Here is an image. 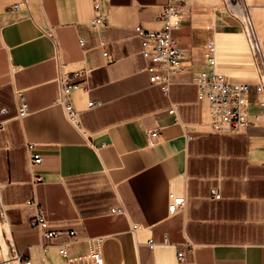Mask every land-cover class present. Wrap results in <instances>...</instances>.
<instances>
[{
  "label": "crops",
  "instance_id": "obj_1",
  "mask_svg": "<svg viewBox=\"0 0 264 264\" xmlns=\"http://www.w3.org/2000/svg\"><path fill=\"white\" fill-rule=\"evenodd\" d=\"M17 1L0 0V224L9 252L32 264H91L77 256L88 251L86 238L102 236L105 264H264L263 119L238 133L212 132L194 83L212 36L219 72L256 79L245 37L220 0H176L183 8L175 36L186 57L167 93L149 82L134 27L159 29L169 0H105L100 34L86 24L92 0H27L11 10ZM60 73L83 87L72 93L80 126L57 102ZM19 90L29 106L23 117ZM250 97L253 120L262 107ZM89 100L101 103L88 107ZM152 129L158 136L149 145ZM170 192L186 197L173 214ZM28 198L54 228L75 230L67 256L57 251L65 235L42 238L30 223L36 206ZM116 206L124 212H111Z\"/></svg>",
  "mask_w": 264,
  "mask_h": 264
},
{
  "label": "built area",
  "instance_id": "obj_2",
  "mask_svg": "<svg viewBox=\"0 0 264 264\" xmlns=\"http://www.w3.org/2000/svg\"><path fill=\"white\" fill-rule=\"evenodd\" d=\"M21 2L17 1L9 5L11 10H16ZM105 0H92L93 15L87 21V26L98 34L105 31L108 26L107 16L104 9ZM183 4L176 0L166 2L159 14L161 27L151 30L145 29L141 25L134 27V31L138 35L141 44V56L145 61V71L148 74V80L151 84L161 87L163 92L167 93L172 77L181 70L182 62L186 57V49L181 45L175 36V31L181 26ZM221 10L226 15L232 17L241 27L245 35L248 49L254 61L256 68V79L254 82L230 81L226 75L219 72L216 68V42L214 37H210L203 47V58L206 68L199 71L194 77L196 85L197 99L206 103L207 107V124L212 132L219 134L238 133L253 121L263 119L264 123V53L260 39L255 31L249 5L246 0H222ZM238 26V25H237ZM84 38H79V43L84 44ZM102 55L107 61L111 60L108 53L107 41L103 36L99 37L98 42ZM83 71L76 70L74 77L82 76ZM59 83V95L57 102L60 103L64 110V115L69 122L76 126H80L79 109L72 102V93L76 89H82L80 81H74L67 73H60L57 76ZM256 96V104L262 107L260 114L254 116L252 120L248 113V104L251 99L250 93ZM16 109L17 116L23 117L28 114L29 106L25 98L23 90L16 92ZM101 102L95 100L87 101L88 107L99 105ZM175 105L171 106L169 112H173ZM158 136L157 129L148 132V144L154 145ZM33 143H28L27 148L31 149ZM32 163L41 161L40 153H31ZM212 196L219 198L220 194L216 190H211ZM170 201L167 206L169 214H173L181 210L186 203V197L169 193ZM26 204L36 206V212L30 220V223L36 227L42 238L51 239L59 235H65L66 238L58 244L57 251L62 256H67V246L76 239L74 229L62 231L52 226L48 219L44 216L41 207H38L35 200L28 198ZM111 212L123 213L122 206L111 208ZM137 224L131 225V230H136ZM88 251L86 254L79 255L77 258H88L91 264H105L102 254V236H94L86 238ZM147 244L153 248L155 242L149 238ZM179 257H183V252L177 253ZM1 256V251H0ZM11 264H32L29 257H24L16 251L9 252ZM2 259V256H1ZM0 264H4L3 259ZM193 264V261L188 262Z\"/></svg>",
  "mask_w": 264,
  "mask_h": 264
},
{
  "label": "rangeland",
  "instance_id": "obj_3",
  "mask_svg": "<svg viewBox=\"0 0 264 264\" xmlns=\"http://www.w3.org/2000/svg\"><path fill=\"white\" fill-rule=\"evenodd\" d=\"M249 5V10L252 16L255 31L260 39L262 49L264 52V0H246ZM222 6V0H220ZM238 28L242 32L240 25L237 23ZM243 37H245L242 32ZM246 40V38H244ZM247 43V41H246ZM248 47V44H247Z\"/></svg>",
  "mask_w": 264,
  "mask_h": 264
},
{
  "label": "water",
  "instance_id": "obj_4",
  "mask_svg": "<svg viewBox=\"0 0 264 264\" xmlns=\"http://www.w3.org/2000/svg\"><path fill=\"white\" fill-rule=\"evenodd\" d=\"M0 251H1V256L4 261V264H11L10 258H9L8 245L3 236L1 224H0Z\"/></svg>",
  "mask_w": 264,
  "mask_h": 264
}]
</instances>
